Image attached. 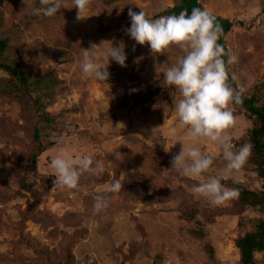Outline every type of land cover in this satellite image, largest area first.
<instances>
[{
  "label": "rangeland",
  "instance_id": "374dc122",
  "mask_svg": "<svg viewBox=\"0 0 264 264\" xmlns=\"http://www.w3.org/2000/svg\"><path fill=\"white\" fill-rule=\"evenodd\" d=\"M200 1L233 23L225 43L238 61L229 74L244 98L264 106V0ZM38 2L0 0L5 55L31 80L49 75L28 101L40 104L33 117L0 97V264H48L38 250L54 264H237L235 240L251 232L262 214L248 207L238 216L230 202L212 206L194 196L189 189L201 181L181 177L170 161L183 142L213 157L205 177L257 192L262 181L249 158L241 170L222 176V149L206 140L190 144L178 128L174 105L180 96L163 85V72L182 50L172 46L153 57L147 44H136L125 32L129 8L158 18L172 0H92L89 17L80 20L72 0H66L71 9L52 17L33 14ZM102 41L122 43L127 57L126 67L109 61L105 82L85 78L80 69L82 49ZM3 78L7 74L0 70ZM229 107L236 123L228 134L238 151L247 143L251 121ZM45 117L40 126L33 124ZM35 126L46 150L32 167ZM62 149L104 161V172L84 174L76 189L54 186L50 162ZM114 178L121 180V191L104 193ZM100 193L108 206L97 214L93 203ZM254 259L264 264V252Z\"/></svg>",
  "mask_w": 264,
  "mask_h": 264
},
{
  "label": "clouds",
  "instance_id": "9594fccd",
  "mask_svg": "<svg viewBox=\"0 0 264 264\" xmlns=\"http://www.w3.org/2000/svg\"><path fill=\"white\" fill-rule=\"evenodd\" d=\"M39 3L41 6L33 9L34 15L52 17L62 8L74 7L77 9V20H80L89 17L85 13L92 0H72L71 8L66 0H39ZM128 17L130 27L125 29L126 34L138 45L147 44L153 57L166 54L172 46L182 50L176 62L163 72V85L179 93L180 99L174 108L178 128L186 140L190 144L206 140L218 145L225 161L222 176L241 170L251 155V145L246 143L234 151L228 134L236 123L229 105L243 103V90L229 83L228 68L237 63L238 57L235 53L226 52L218 43L223 29L216 17L206 8H193L191 14L185 9L178 15L158 18H149L145 11L134 12L129 8ZM124 47L122 43L113 46L111 42L102 41L100 45L92 43L89 49H82V75L87 79L107 81L110 60L121 67L127 66ZM181 143L182 150L171 158L170 163L181 177L201 181L190 187L191 194L206 199L212 206L223 205L238 197L239 190L224 186L222 177L204 176L213 164L211 155H204L195 146L185 148ZM170 147H164V150L167 152ZM104 164V161L94 160L90 155L73 157L62 149L50 162L55 174L54 186L76 189L84 174H102ZM122 187L121 180L114 178L104 193H119ZM104 193L95 197L93 210L97 214L108 206Z\"/></svg>",
  "mask_w": 264,
  "mask_h": 264
},
{
  "label": "trees",
  "instance_id": "16d2710c",
  "mask_svg": "<svg viewBox=\"0 0 264 264\" xmlns=\"http://www.w3.org/2000/svg\"><path fill=\"white\" fill-rule=\"evenodd\" d=\"M193 8L205 9L200 0H172V6L161 11L157 17L172 14L178 15L185 9L191 14ZM214 16L223 29V35L218 43L228 52L225 42L227 35L234 27L233 23L220 16ZM8 48L7 40H0V70L7 74V78H3L0 82V97L8 101L16 102L24 117H33L31 115L40 110V104L37 101L33 104L28 101L31 98V94L46 82L49 75L31 80L30 74L25 69H19L18 63L10 61L5 55ZM229 83L234 88H237L230 74ZM233 107L251 121V128L247 133V144L251 145L249 161L254 165L255 172L262 181L261 191H250L238 187V197L230 201L234 213L238 216L248 207L257 208L262 214V217L253 223V230L251 232L245 233L235 240V247L239 253V261L237 264H256L254 254L264 252V106H257L254 97H243V103L241 105L233 104ZM41 115L43 116L44 112H41ZM46 118H34L36 122H33V124L40 126V121H45ZM40 136V128L35 126L32 132L33 148L29 156L32 167L37 163L39 156L46 150L41 143ZM239 224H242V220H240ZM205 249L208 250L210 256L213 255V250L210 247H205ZM36 253L43 260H49L48 264H54L50 261L47 252L38 250Z\"/></svg>",
  "mask_w": 264,
  "mask_h": 264
}]
</instances>
